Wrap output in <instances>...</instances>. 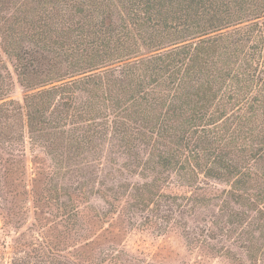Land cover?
Returning <instances> with one entry per match:
<instances>
[{
    "label": "trees",
    "instance_id": "obj_1",
    "mask_svg": "<svg viewBox=\"0 0 264 264\" xmlns=\"http://www.w3.org/2000/svg\"><path fill=\"white\" fill-rule=\"evenodd\" d=\"M33 1L45 11L29 28L30 51L16 54L20 75L42 63L34 54L44 51L81 77L40 83L22 104L10 102L11 111L24 114L30 127L45 124L41 119L57 98L54 110L74 125L83 119L89 132L116 127L121 130L113 134L128 141L167 140L159 165L178 173L176 183L200 191L202 183L194 182L200 175L230 182L213 198L227 216L211 212L197 228L203 237L223 245L222 237L230 239L247 222L236 242L245 258L263 254L264 242L252 232L264 230V0ZM197 34L195 41L164 47ZM141 46L152 52L137 55ZM82 93L78 106L75 96ZM157 197L140 199L155 203ZM207 240L201 244L210 245Z\"/></svg>",
    "mask_w": 264,
    "mask_h": 264
},
{
    "label": "rangeland",
    "instance_id": "obj_2",
    "mask_svg": "<svg viewBox=\"0 0 264 264\" xmlns=\"http://www.w3.org/2000/svg\"><path fill=\"white\" fill-rule=\"evenodd\" d=\"M31 1L0 0V264H264V251L245 258L236 242L247 222L230 239L222 237L223 245L203 237L198 229L211 212L227 216L219 211L224 203L213 198L229 190L230 182L200 175L194 179L202 183L200 191L176 183L178 173L159 165L167 140L159 141L165 147L128 141L113 134L121 130L116 127L89 132L83 119L74 125L54 110L57 98L41 119L45 124L30 127L24 114L11 111L10 102L22 104L40 83L81 77L44 51L34 54L42 63L26 78L20 75L16 54L30 51L29 28L45 11ZM198 35H183L164 47ZM151 52L141 46L137 55ZM30 82L37 88L27 87ZM86 96H75L78 106ZM147 191L160 196L155 203L140 199L152 195ZM252 233L264 242L259 237L264 230ZM205 240L210 245H202Z\"/></svg>",
    "mask_w": 264,
    "mask_h": 264
}]
</instances>
